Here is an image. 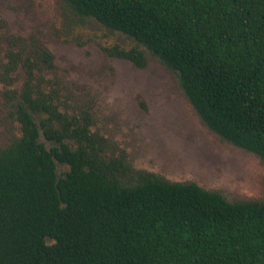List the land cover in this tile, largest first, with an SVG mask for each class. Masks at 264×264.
I'll return each instance as SVG.
<instances>
[{
  "label": "trees",
  "instance_id": "16d2710c",
  "mask_svg": "<svg viewBox=\"0 0 264 264\" xmlns=\"http://www.w3.org/2000/svg\"><path fill=\"white\" fill-rule=\"evenodd\" d=\"M63 1L146 48L210 131L264 163V0ZM24 101L0 150V264H264V201L133 170L54 92Z\"/></svg>",
  "mask_w": 264,
  "mask_h": 264
},
{
  "label": "rangeland",
  "instance_id": "374dc122",
  "mask_svg": "<svg viewBox=\"0 0 264 264\" xmlns=\"http://www.w3.org/2000/svg\"><path fill=\"white\" fill-rule=\"evenodd\" d=\"M130 51L142 53L143 67L119 55ZM38 90L54 92L60 111L86 117L106 156L133 170L194 183L229 203L264 201V163L210 131L146 48L63 0H0V150L21 136L18 106Z\"/></svg>",
  "mask_w": 264,
  "mask_h": 264
}]
</instances>
